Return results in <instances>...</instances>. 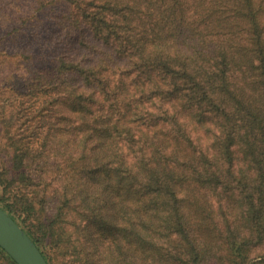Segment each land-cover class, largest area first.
Returning <instances> with one entry per match:
<instances>
[{"label":"trees","instance_id":"16d2710c","mask_svg":"<svg viewBox=\"0 0 264 264\" xmlns=\"http://www.w3.org/2000/svg\"><path fill=\"white\" fill-rule=\"evenodd\" d=\"M18 1L0 206L49 264H264V0Z\"/></svg>","mask_w":264,"mask_h":264},{"label":"rangeland","instance_id":"374dc122","mask_svg":"<svg viewBox=\"0 0 264 264\" xmlns=\"http://www.w3.org/2000/svg\"><path fill=\"white\" fill-rule=\"evenodd\" d=\"M14 4L18 5L19 1L0 0V36L4 34V32H6V25L9 16L16 18V13L13 12L16 9L15 7H13L11 11L7 10L8 5L14 6ZM17 47L18 45H14L11 43L5 45L4 42L0 41V90L2 89L3 86H5L7 80H11V82H13L12 83L13 87H16V74L19 73V65L17 64L18 62L17 57L14 56L13 54ZM6 76H9V78L5 80L4 78ZM14 92H16V90L13 91V93ZM8 96H10L9 93L7 94L0 93V166L2 167L3 166L7 167L10 165L8 152L11 148V145L9 144L8 141L9 138L8 132L15 131L16 134L19 133V120L17 119L18 116L16 111L17 106L19 104V99H17V101L11 104L10 102L12 101ZM36 167L37 164L33 163L32 168L36 169ZM184 189H185L184 192L187 197L185 203V209L189 213V219L191 221L196 220V224H195V228H196L197 224L201 221V217L205 216V214H203L204 213L203 207L207 202V196H204L205 193L202 194L200 191L198 192L195 186H185ZM216 247L217 246H215L214 244L207 246L206 247L207 253L214 254V252L216 251ZM167 250L168 251L171 250L170 257H166L167 259L165 260L157 261V263L153 262L151 264H189L190 261L193 264H196L195 262L192 261V257L189 254V252L184 251L183 248L176 250L174 248L167 247ZM163 251L165 252L166 250ZM15 262L8 259V257H6V254L0 249V264H18L17 262L16 263ZM200 264H219V260L216 259L214 256L213 257L209 256L207 257L206 260H203Z\"/></svg>","mask_w":264,"mask_h":264},{"label":"water","instance_id":"95a60500","mask_svg":"<svg viewBox=\"0 0 264 264\" xmlns=\"http://www.w3.org/2000/svg\"><path fill=\"white\" fill-rule=\"evenodd\" d=\"M0 246L18 264H49L27 231L0 206Z\"/></svg>","mask_w":264,"mask_h":264}]
</instances>
